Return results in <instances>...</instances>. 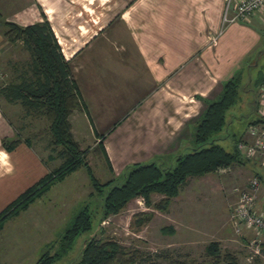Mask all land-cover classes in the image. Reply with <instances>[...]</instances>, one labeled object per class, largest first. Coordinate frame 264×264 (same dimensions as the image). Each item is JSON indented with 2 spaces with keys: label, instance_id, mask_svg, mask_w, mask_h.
I'll use <instances>...</instances> for the list:
<instances>
[{
  "label": "crops",
  "instance_id": "obj_1",
  "mask_svg": "<svg viewBox=\"0 0 264 264\" xmlns=\"http://www.w3.org/2000/svg\"><path fill=\"white\" fill-rule=\"evenodd\" d=\"M225 3L0 0V37L5 39L3 20L19 24L49 21L78 87V104L69 116L72 135L81 148L85 135H94L88 149L96 147L101 152L111 178L136 161L160 158L165 164L172 163L176 154L193 146L194 125L228 77L231 53L235 48L242 50L246 41H250L246 51L252 50L259 35L251 24L264 23V9L254 12L247 22L223 21ZM6 73L3 82L14 76L15 67ZM5 104L17 103L0 96V210L52 169L29 137L20 133L27 125L17 126ZM19 136L11 148L2 143L3 138ZM84 170L72 197L92 189ZM252 175L259 177L256 209L263 211L264 168L254 158L188 175L163 210L167 225L173 228L171 235L179 233L185 244L211 232L209 241L219 245L221 240L238 239L247 244L252 230L241 225L235 231L229 208L237 198L234 186L245 185ZM55 183L40 196L50 193Z\"/></svg>",
  "mask_w": 264,
  "mask_h": 264
},
{
  "label": "trees",
  "instance_id": "obj_2",
  "mask_svg": "<svg viewBox=\"0 0 264 264\" xmlns=\"http://www.w3.org/2000/svg\"><path fill=\"white\" fill-rule=\"evenodd\" d=\"M3 35L11 43L20 42L27 57L15 66V74L0 85V96L6 101L19 104L23 117L35 114L47 121L45 131L49 155L59 158L57 167L42 175L34 183L18 194L0 210V228L4 221L26 209L36 196L41 194L53 180L62 179L67 173L83 166L86 169L93 190L90 195H100L98 205L84 204L70 219L59 237L48 241L35 264H53L61 260L73 247L80 234L93 228L109 213L125 207L127 201L141 195L148 205L165 210L170 198L177 194L179 186L188 175H198L227 166L231 162H242L245 158L236 148L226 149L216 141V133L226 121V111L235 102L240 89L241 75L236 72L226 79L219 94L208 100L193 129V146L188 151L175 155L172 163H164L160 158L136 161L128 164L119 182L115 177L100 181L86 159L88 148H81L71 132L69 116L78 104V87L73 79L71 64L65 59L49 21L43 20L19 24L3 20ZM264 75L258 79L259 85ZM258 102V100H257ZM256 118L252 123L258 122ZM18 129V128H17ZM27 139V138H26ZM20 136L3 138L6 148L15 146ZM28 141V140H27ZM99 147L101 143L97 144ZM106 187V189H104ZM103 189L105 192H103ZM163 194L152 202L151 193ZM97 205V204H96ZM135 222L137 228L145 224L153 211H139ZM163 232H173L169 225L161 227ZM56 245V246H55ZM55 246L54 251L51 248ZM212 264H240L236 255L221 251L219 242L211 240L205 247ZM159 252L129 248L116 239H101L93 235L84 238L80 255L63 264H159L154 258ZM168 264H193L185 259L172 258Z\"/></svg>",
  "mask_w": 264,
  "mask_h": 264
},
{
  "label": "rangeland",
  "instance_id": "obj_3",
  "mask_svg": "<svg viewBox=\"0 0 264 264\" xmlns=\"http://www.w3.org/2000/svg\"><path fill=\"white\" fill-rule=\"evenodd\" d=\"M235 21L247 22L243 20ZM251 25L259 35L257 44L252 50L246 51L245 47H248L250 41L243 42L244 44L240 46L242 50L235 48L234 53H231L229 57L232 66L226 79L238 71L241 75V82L235 102L226 111L225 124L216 133V141L228 150L234 148L237 140L247 137L248 128L254 119L264 117L260 104L257 102L259 90L257 82L264 75V23L257 25L252 22ZM0 49L2 52L0 69L4 74L5 72L8 74L12 67L19 66L24 61L25 51L19 41L11 43L1 36ZM5 107L8 115L17 126L27 125H24L20 133L29 137L39 153L46 161L50 162L52 169L57 167L60 159H53L49 155L51 146L48 145V136L44 129L47 126L46 119L34 113L27 115L26 118L22 117L23 111L19 104L9 106L5 104ZM93 138L95 137L92 133L85 135L82 140L83 148H88L87 145L92 143ZM98 152L96 147L92 150L88 149L86 159L88 158L87 160H89L94 174L102 182L110 177V172L101 152ZM79 167L82 169L65 177ZM79 167L67 173L64 176L65 178L63 177L64 179H60L61 181L58 179L53 180L51 184L56 183L50 193L40 196L42 192L38 195L40 197H35L34 202L25 211H20L18 215H14L5 221L3 227L0 228V264H35L40 253L44 251L46 243L59 237L70 219L84 204L95 205L98 210L100 209L98 205L100 195L97 193L93 195L85 193L81 194L83 196L76 195L72 197L76 180L79 179L80 175L83 177L85 174L84 167ZM123 171L124 169L115 177V181L119 182L121 180ZM104 189L103 192H105ZM160 197L161 195L155 192L150 195L152 202L157 201ZM139 211H153V215L145 224L137 228L135 214ZM164 217L163 210L154 208L152 204L148 205L145 199L141 198V195L134 196L127 201L125 207L115 213H109L101 221L95 222L90 232L86 231L77 236L73 247L64 258L53 264H63L79 256L84 238L89 235L101 239L113 238L129 248L159 252L162 256L154 258L155 263L159 264H168L172 258L185 259L193 264H212L211 256L205 252L204 245L210 239H213V233L204 232L199 234L197 242L184 244L179 240V233L171 235L172 233L161 230L162 226L167 225ZM251 235L252 232L250 237ZM220 243L221 251L229 250V252L235 254L240 264H264L263 240L261 241L260 253L254 256H251L247 244L240 239H238V242L221 240ZM55 246L51 248V251H54Z\"/></svg>",
  "mask_w": 264,
  "mask_h": 264
},
{
  "label": "built area",
  "instance_id": "obj_4",
  "mask_svg": "<svg viewBox=\"0 0 264 264\" xmlns=\"http://www.w3.org/2000/svg\"><path fill=\"white\" fill-rule=\"evenodd\" d=\"M261 9H264V0H226L223 21H248L255 11ZM3 81L4 73L0 69V85ZM258 87V102L264 115V80ZM247 133V137L237 140L236 148L240 154L256 159L264 167V117L258 122L251 123ZM259 184V177L253 175L245 185L234 186L237 198L229 211V219L235 231H239L240 226L244 225L253 232L247 242L251 256L260 253L263 240L261 236L264 235V210L256 209Z\"/></svg>",
  "mask_w": 264,
  "mask_h": 264
}]
</instances>
